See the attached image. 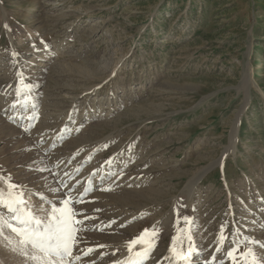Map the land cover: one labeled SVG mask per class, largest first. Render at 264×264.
Here are the masks:
<instances>
[{"label": "rangeland", "instance_id": "obj_1", "mask_svg": "<svg viewBox=\"0 0 264 264\" xmlns=\"http://www.w3.org/2000/svg\"><path fill=\"white\" fill-rule=\"evenodd\" d=\"M11 99L22 102L20 117L2 113ZM90 107L102 115L83 120ZM74 124L49 155L47 140L33 141L43 126ZM71 152L79 174L120 159L127 179L109 195L88 193L117 217L116 228L84 233L79 249L107 245L85 264L97 254L95 264H111L153 226L152 254L165 256L173 234L157 225L172 230L181 214L194 221L187 235L208 251L227 222L238 257L251 248L264 264V0H0V190L11 176L27 194V175L45 178L35 169ZM199 174L184 212L183 191ZM5 237L17 239L4 229L0 264H33Z\"/></svg>", "mask_w": 264, "mask_h": 264}, {"label": "snow or ice", "instance_id": "obj_2", "mask_svg": "<svg viewBox=\"0 0 264 264\" xmlns=\"http://www.w3.org/2000/svg\"><path fill=\"white\" fill-rule=\"evenodd\" d=\"M35 170L40 172L50 171L47 168H37ZM77 171L79 170L77 169ZM64 177L66 179L60 178L56 187H49L43 192L36 193L40 199L51 205V211L46 217L38 216L28 207L24 198L26 186L14 183L11 176L7 178L8 192L5 193L0 190V235L3 234L5 228L14 233L17 237L15 241L9 237H5V239L33 264H75L82 257L79 254H74V252L82 251L84 257H89L96 252L97 248L107 247L105 244H97L96 247H88L85 250L78 248L81 243H87L84 233L91 230L85 226V220L95 218L85 215V210L76 207V205L85 203L84 197L88 194L89 189L85 187L80 192L76 187L80 181L69 185V181H72L74 177L68 172L64 173ZM53 179H56L55 174H53ZM49 192L62 193L63 195L57 200L49 196L47 194ZM3 209L7 210V216L3 215ZM95 211H99V209H95ZM183 220L189 226L184 231L190 233L194 221L188 216H184ZM113 223L115 222L112 221L107 226L111 227ZM93 227H96V225H93ZM226 227L227 222L221 225L218 239L219 246L216 247L215 252L224 251L232 264H260L251 248L239 253L238 257V249L235 246L236 241L231 240V234L225 235ZM100 230L103 231V228L101 227ZM158 235L155 226L151 229H144L138 237L128 242L127 258L123 261H115L114 264H145L156 247ZM187 239L189 247L185 253L183 249H177L176 238H173V245L169 251L175 264H192L195 246L192 244L191 234L187 236ZM246 239L248 238L246 237ZM253 242L256 243V241ZM137 246H139L138 249ZM105 254L101 252L100 256ZM91 264H95V261H92ZM204 264H217L216 255L213 254L211 260L205 261ZM219 264H224L223 259L220 260Z\"/></svg>", "mask_w": 264, "mask_h": 264}, {"label": "bare ground", "instance_id": "obj_3", "mask_svg": "<svg viewBox=\"0 0 264 264\" xmlns=\"http://www.w3.org/2000/svg\"><path fill=\"white\" fill-rule=\"evenodd\" d=\"M39 56H42V55H39ZM4 61H6V60H4ZM8 62L9 61H7L6 63H8ZM18 63H19V61L16 59L14 62L16 71L20 70ZM41 70L37 69L36 71H41ZM92 92H93V90H91V93ZM36 99L37 98H33V94H29V95L27 94V101L31 102L32 105L38 104L39 101ZM21 104H22L21 101H19V100L14 101L11 99L10 103H8L2 107V113L9 116V117H12V118H17L18 116L20 117V115H21L20 113L22 111V105ZM29 110H28V112H26V114L23 117V119H25V122H26L25 125L26 124L31 125V123L33 122V120L36 117L35 109L31 112V116L29 115ZM59 114H60V112H59ZM41 115H43V113H41ZM100 115H102V113L100 112V110H98V108L95 109L94 107H90L87 109V112L85 113V115H81V116H83V120H88V119H90V117H95V116H100ZM238 124L239 123L237 122V124L235 125L234 130H233V134H232V138H231V145L232 146L235 145L236 136L238 135V133H237ZM77 126H78V124H74V126L72 128H68L67 125L65 127L62 125L60 127V130L57 132H51L43 126L37 131V133L34 136L33 141L35 142L36 145H40L47 140V145H45V147H43V148H44V151H46V153L49 155L48 150L55 144L56 141L59 140V138H61L62 133L66 132V131L70 132V133L75 132L78 128ZM50 152H52V151H50ZM72 152L68 155H65V156L64 155L59 156L60 154H58L57 155L58 158H56V159L53 158V160L48 165H46V168L49 169L50 171H48L46 177L44 176L45 178L42 177V179H41L40 178L41 174H37V173H40L37 171H34L35 173H33V174H37L35 176L27 175L28 177H26L27 178L26 180L29 181V183L30 182L32 183V185H31L32 188L29 189V192L27 194H24V198L27 201L28 207L33 212H35L38 216H41L43 214H44V216L47 215L51 211V205L47 204L44 200L40 199L39 195H37L36 193L43 192L46 188H49V187H53V188L56 187L59 183L60 178L66 179V177H64L65 172L72 174V176L74 177V179L72 181H69V185L74 184L76 181H80V183L76 185L78 191L82 192L84 190V188L87 187L89 189V192H91L92 189H97L96 191H98V193H100L101 195H104V194L109 195V192H107V190L110 192H115L116 190H120L121 188H119V187L121 186V184H123L122 182L127 180L122 173L123 169H121V166L123 167L124 162H122V160H120V159L117 162V164H116V161H112L111 159H109L108 161L103 163L100 167H98V166L97 167H91V168L85 170V172L79 174L77 171V169L79 168V164L77 165L74 162V160H72L73 156H74V153H72ZM130 157L131 156H129V159H130ZM221 162H219V163H221ZM52 164H55V166ZM117 168H118V171H115ZM96 171H98L100 175L97 177V179L94 181V183H91L90 180L92 178V175ZM53 174H55L56 179H53ZM203 174H199L195 178H193V180L189 183V185H187V187L184 189L183 194H182L183 198H181L185 202L184 204L186 206L184 209V212L189 211L190 208L193 207V200L195 198V195H194L195 192L194 191H195L196 185L198 183V180L203 176ZM120 177L124 178V180H121ZM135 182L139 183V181H137V180L129 182V183H135ZM140 184H141V182H140ZM1 190H3L5 193H7L8 187L7 186L4 188L2 187ZM65 191H67V190L65 189ZM99 191H101V192H99ZM47 194L49 196L53 197L54 199H57V200L60 199L61 196L63 195L62 193H51V192H49ZM90 197L91 196H89V194H87L84 197L85 203L79 204L77 208L85 210V215L95 218V219H91V220H85V226H87L89 229H91L87 233L91 234L92 230L94 228L100 229L102 227L103 230L107 229L108 228L107 225H109V223L112 221L115 222L117 216H112V215H107V214L101 213V212H108L107 210H110V207H111L110 204H106V203H102V202H98V203L96 202V204H92V203H90V201H91ZM95 209H99V211H95ZM3 215H5V216L8 215V212L6 209H3ZM183 217H184L183 214H181L180 216L175 218V220H177V222H176L175 227L172 230H165V228L167 227V223H166L167 221H165L163 223H159L157 225V227L161 228L165 235L168 233L173 234V238L174 237L176 238L177 249L178 250L183 249V251L186 253L188 250V247H189V242L187 239L188 232L186 233V231H184V230H186L187 225L185 224ZM93 225H96V227H93ZM114 227L116 228V225H114V223L111 224V228H114ZM178 243H180L179 246H178ZM198 243H200L202 245L201 246L199 245L200 247L196 251V245ZM182 244L185 245V247H183V246L181 247ZM192 244L195 246V252L192 255V264H204L205 261L211 260L213 254H215L217 257V264L222 259L219 256V254L214 253L216 247H214L212 250L208 251L207 245H204V242H201L198 239L195 241L193 240ZM89 247H93V246H89ZM87 248L88 247H86L85 249H87ZM138 248H139V246L137 247V249ZM85 249H81V250H85ZM107 249L109 250V248H107ZM114 250H116L115 252H117L116 248ZM120 250H121V248L119 249V251ZM74 254H79L82 257L81 260L75 262V264H85L87 262V261H85V259L83 257L82 251L74 252ZM116 254H117L116 259H114V261L111 264H114L115 261H118V260L123 261L127 258V256H128L127 245L125 246V248L123 250H121L119 253H115L114 255H116ZM155 255L151 253L150 258L145 262V264H175L174 258L171 256L169 249H168L166 255L162 256L161 258H157ZM96 256H99V255L98 254L95 256L93 255V257L90 259L89 262L95 261Z\"/></svg>", "mask_w": 264, "mask_h": 264}]
</instances>
